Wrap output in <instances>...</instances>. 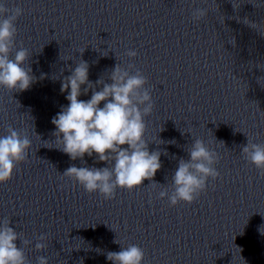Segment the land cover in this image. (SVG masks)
<instances>
[{"label": "clouds", "instance_id": "clouds-1", "mask_svg": "<svg viewBox=\"0 0 264 264\" xmlns=\"http://www.w3.org/2000/svg\"><path fill=\"white\" fill-rule=\"evenodd\" d=\"M22 13L20 7L9 9L0 4V17H3L0 18V86L18 92L28 90L36 81L30 65L24 67L29 59L28 49L21 47L14 59L10 58L17 34L16 21ZM192 15L199 21L207 15V10L198 8ZM136 55L134 50L127 52L129 57ZM132 68V64L126 69L117 63L109 76L111 83L102 78L93 83L89 80V64L81 59L61 82L60 91L67 92L69 103L62 106L51 120L55 125V142L61 145L59 149L70 159L83 160L85 155L92 157L95 154L96 162L108 165L102 168L73 165L62 174L79 183L88 193L99 192L105 200L114 198L117 188L132 191L142 186L145 180L153 181L162 167L161 151H149V142L145 140L144 117L152 113L154 106L149 90L144 87L147 78L138 69L131 74L128 69ZM101 85L100 90H96ZM89 90L90 99H79ZM7 133L0 136V183L12 178L16 165L27 160L31 147L26 132L9 126ZM161 143L164 141L160 140ZM188 153L189 159H179L172 176L171 194L167 190L159 192V197H167L171 206L180 201L191 204L206 190L208 178L216 179L220 175L214 167L218 163V154L210 150L203 140L195 139ZM164 154L167 155L166 152ZM242 154L264 175V144L253 143L248 138ZM152 184L156 183L153 181ZM10 223L5 219L0 225V264H29L23 248L16 243L20 239L19 234L9 226ZM38 240L35 248L45 249L46 235L41 234ZM114 242L120 244L117 240ZM29 243L23 240L25 246ZM144 256L141 247L129 245L118 252L109 251L106 258L112 264H142ZM37 260L38 264H48L45 256Z\"/></svg>", "mask_w": 264, "mask_h": 264}]
</instances>
